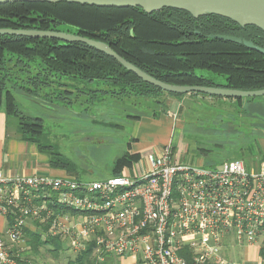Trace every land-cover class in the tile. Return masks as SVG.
<instances>
[{
  "label": "built area",
  "instance_id": "2783aa9c",
  "mask_svg": "<svg viewBox=\"0 0 264 264\" xmlns=\"http://www.w3.org/2000/svg\"><path fill=\"white\" fill-rule=\"evenodd\" d=\"M0 219V264H30L27 229L100 264H264V162L199 168L165 144L102 182L0 173Z\"/></svg>",
  "mask_w": 264,
  "mask_h": 264
},
{
  "label": "trees",
  "instance_id": "16d2710c",
  "mask_svg": "<svg viewBox=\"0 0 264 264\" xmlns=\"http://www.w3.org/2000/svg\"><path fill=\"white\" fill-rule=\"evenodd\" d=\"M60 26L67 28L62 32L107 44L127 62L167 84L239 91L264 89V56L242 45L209 39V36L234 37L264 49V32L253 26L242 28L213 15L193 18L173 9L148 15L140 8L101 9L63 2L0 5V29L60 31ZM197 71L223 76L225 84L216 85L198 76ZM60 77L117 85L122 96L148 98L164 93L139 80L114 59L82 43L0 35V107L3 106L8 119L17 122L21 138L37 144L40 151L52 150L41 144L42 121L24 116L13 93L32 94L51 86V79ZM25 84H30L32 90L26 89ZM168 95L181 98L194 93ZM236 101L241 104V99ZM246 152L247 156L257 158V163L264 162V148L249 146ZM52 155V168L68 170L59 154ZM138 158L139 155L129 152L120 156L111 177L121 175ZM25 245L29 247V256L38 255L41 249L58 256L64 243L58 238L42 239L40 231L27 229ZM69 264L100 263L94 259L92 248L87 247ZM101 264L118 263L106 258Z\"/></svg>",
  "mask_w": 264,
  "mask_h": 264
},
{
  "label": "rangeland",
  "instance_id": "374dc122",
  "mask_svg": "<svg viewBox=\"0 0 264 264\" xmlns=\"http://www.w3.org/2000/svg\"><path fill=\"white\" fill-rule=\"evenodd\" d=\"M196 74L216 85L225 84L223 76L205 71ZM51 80V86L32 94L27 91L13 94L24 116L42 121L41 144L52 150L40 154L48 161H52V154H59L67 164L68 175L64 178L79 182L106 181L112 176L115 161L129 152V147H159L166 127L171 128L168 130L171 144L180 160L199 168L212 169L235 160L252 166L257 158L244 153L249 146L264 148V97L242 98L239 107L236 99L187 95L181 97L185 98L182 112L177 113L173 112L176 107L171 101L180 98L165 92L148 98L122 96L120 87L109 83L68 77ZM24 87L33 88L30 84ZM167 110L172 112L165 113ZM175 113V124L181 123L176 128L172 120L166 119ZM152 122H162L161 129L156 132L149 128ZM229 254L236 262L246 258L250 262L256 260L255 248L235 249ZM72 255L66 246L58 256L41 249L38 255H30L29 262L69 264Z\"/></svg>",
  "mask_w": 264,
  "mask_h": 264
},
{
  "label": "water",
  "instance_id": "95a60500",
  "mask_svg": "<svg viewBox=\"0 0 264 264\" xmlns=\"http://www.w3.org/2000/svg\"><path fill=\"white\" fill-rule=\"evenodd\" d=\"M67 3L87 5L101 9L140 8L145 14L162 9L184 11L193 18L213 15L225 18L244 28L256 27L264 32V0H0V5L14 3ZM0 35L19 36L31 39H54L64 43H82L112 59L139 80L162 92L173 95L202 94L224 99L264 97V89L239 91L219 87L180 86L158 81L115 53L107 44L62 31L0 29ZM209 39L242 45L245 49L264 56V49L252 42L234 37L209 36Z\"/></svg>",
  "mask_w": 264,
  "mask_h": 264
},
{
  "label": "crops",
  "instance_id": "0c3cea01",
  "mask_svg": "<svg viewBox=\"0 0 264 264\" xmlns=\"http://www.w3.org/2000/svg\"><path fill=\"white\" fill-rule=\"evenodd\" d=\"M185 98H180L178 100H172L171 103L176 107L173 112H182V103ZM241 107V104L238 103ZM166 112H172L167 110ZM173 116H168V120H172L174 123V128L180 126V122L175 124L176 114ZM154 123V124H153ZM166 123V122H163ZM161 124L152 122L148 125L149 128H154L156 132L161 129ZM171 129V128H169ZM168 127L165 128L164 138L161 140V145L171 144L170 140V130ZM169 130V132H168ZM169 133V134H168ZM143 148L129 147L130 154H137L139 156H146L151 152L152 149L159 147H153L148 145H142ZM37 144L29 141H25L21 138L17 122L13 119H8L5 115V110L3 106L0 107V173H3L7 177L13 176H27V177H50V178H64L68 175L66 170L55 169L51 167V161L46 159V156L40 154ZM3 220L0 219V229L3 227ZM28 247V246H27ZM64 248V246H63ZM253 248V247H252ZM247 248V249H252ZM245 249V250H247ZM254 249V248H253ZM256 250V249H255ZM28 250L25 252L27 258H30ZM257 253V252H256ZM73 254V253H72ZM28 255V256H27ZM72 256H75L73 254ZM118 264H130V259H112Z\"/></svg>",
  "mask_w": 264,
  "mask_h": 264
}]
</instances>
